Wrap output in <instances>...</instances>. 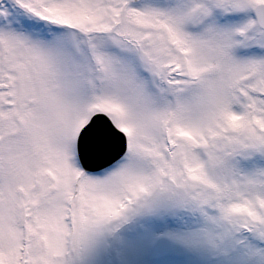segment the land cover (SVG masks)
I'll return each instance as SVG.
<instances>
[{
	"label": "snow or ice",
	"instance_id": "snow-or-ice-1",
	"mask_svg": "<svg viewBox=\"0 0 264 264\" xmlns=\"http://www.w3.org/2000/svg\"><path fill=\"white\" fill-rule=\"evenodd\" d=\"M0 264H264V0H0Z\"/></svg>",
	"mask_w": 264,
	"mask_h": 264
}]
</instances>
